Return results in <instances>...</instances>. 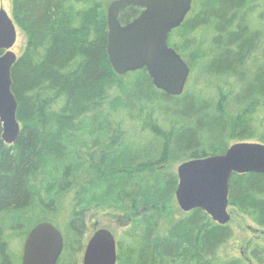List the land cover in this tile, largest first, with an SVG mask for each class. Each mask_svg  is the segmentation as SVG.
<instances>
[{
    "label": "trees",
    "instance_id": "16d2710c",
    "mask_svg": "<svg viewBox=\"0 0 264 264\" xmlns=\"http://www.w3.org/2000/svg\"><path fill=\"white\" fill-rule=\"evenodd\" d=\"M113 1L11 0L25 45L11 71L16 143L4 144L0 124V264L19 262L12 243L44 222L63 236L57 264H76L93 211L127 219L116 264H244L220 256L233 231L202 210L160 229L178 185L169 165L222 155L230 141L264 143V0H193L168 39L191 63L179 97L144 69L113 71ZM229 206L264 229V175L233 174ZM251 254L264 264V246Z\"/></svg>",
    "mask_w": 264,
    "mask_h": 264
},
{
    "label": "water",
    "instance_id": "95a60500",
    "mask_svg": "<svg viewBox=\"0 0 264 264\" xmlns=\"http://www.w3.org/2000/svg\"><path fill=\"white\" fill-rule=\"evenodd\" d=\"M193 0H115L107 8V56L119 76L145 70L154 87L167 96L183 94L190 68L168 46L170 33L179 28L192 9ZM141 9L138 17L122 25L121 11ZM17 26L0 8V124L4 144L13 145L20 134L16 119L17 101L12 93L11 71L17 60L12 51ZM264 175V145L238 142L222 155L194 159L177 168L174 194L183 213L202 210L213 222L225 226L230 221L229 181L233 174ZM64 241L51 223L33 227L23 244L21 264H57ZM116 241L112 233L99 229L88 240L82 264H116Z\"/></svg>",
    "mask_w": 264,
    "mask_h": 264
},
{
    "label": "rangeland",
    "instance_id": "374dc122",
    "mask_svg": "<svg viewBox=\"0 0 264 264\" xmlns=\"http://www.w3.org/2000/svg\"><path fill=\"white\" fill-rule=\"evenodd\" d=\"M0 7L3 8L7 14L11 16V0H0ZM25 45V37L21 33V31L17 28V39L12 51L16 54L17 57L21 55V52ZM183 60L189 66L191 63L189 59L183 56ZM190 68V66H189ZM191 75V68H190ZM190 75L188 82L186 84L185 90L188 87V83L190 80ZM197 85L199 83L197 82ZM195 89V88H194ZM246 142H257V141H246ZM237 143V142H236ZM259 143V142H258ZM235 144L234 141H230L229 146ZM264 144V143H262ZM181 163L171 164L167 167L168 172L173 175H176L177 168ZM166 218L162 223L160 233L163 234L167 227L178 220L182 214H184L180 208L178 207L175 197H173L172 201L166 206ZM228 213L230 214L229 226L233 231V237L229 240V242L222 248L221 257H233L236 259H240L244 262V264H258L255 259L252 257V250L255 246H264V229L256 227L250 220H248L245 216L241 215L234 208L229 207ZM87 223V234L84 239V248L82 252L77 257L76 264H82L83 254L86 247V244L90 237L94 234L95 231L99 229H106L112 233L114 238L116 239L121 233V231L127 226V219L123 215H119L114 213L113 211H93L90 212L86 216ZM19 234H17L16 237ZM21 245V246H20ZM23 243L21 244L20 239L15 240L12 243V248L14 249V253L19 254L22 253ZM21 249V252H20ZM22 255V254H21ZM21 255L19 256V262L15 261L13 264H21Z\"/></svg>",
    "mask_w": 264,
    "mask_h": 264
},
{
    "label": "flooded vegetation",
    "instance_id": "af4514ba",
    "mask_svg": "<svg viewBox=\"0 0 264 264\" xmlns=\"http://www.w3.org/2000/svg\"><path fill=\"white\" fill-rule=\"evenodd\" d=\"M1 8V7H0ZM12 18V17H11Z\"/></svg>",
    "mask_w": 264,
    "mask_h": 264
}]
</instances>
